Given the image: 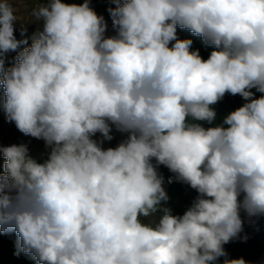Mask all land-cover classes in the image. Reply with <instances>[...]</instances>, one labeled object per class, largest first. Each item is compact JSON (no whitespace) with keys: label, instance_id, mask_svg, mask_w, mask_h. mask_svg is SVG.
Instances as JSON below:
<instances>
[{"label":"clouds","instance_id":"9594fccd","mask_svg":"<svg viewBox=\"0 0 264 264\" xmlns=\"http://www.w3.org/2000/svg\"><path fill=\"white\" fill-rule=\"evenodd\" d=\"M17 2L0 0V106L49 151L0 146V234L36 264H251L224 245L264 216V0H111L113 35L89 0H33L42 28L5 67L27 44ZM226 94L245 103L198 123ZM111 126L128 137L104 148ZM157 165L198 193L182 215Z\"/></svg>","mask_w":264,"mask_h":264},{"label":"rangeland","instance_id":"374dc122","mask_svg":"<svg viewBox=\"0 0 264 264\" xmlns=\"http://www.w3.org/2000/svg\"><path fill=\"white\" fill-rule=\"evenodd\" d=\"M43 2V0H41ZM63 3L69 4H82L84 0H62ZM90 7L96 11L98 15H102L108 24V31L106 35H113L112 22L107 11L108 8L115 7L111 0H89ZM36 6L33 0H19L15 4L18 9L17 15L20 20H17L14 24V35L18 41L27 40V44H21L15 52H8L5 54V67H10L13 63L15 55L21 51L24 47H29L32 43V36L38 30H41L42 23L37 22L30 18L31 8ZM26 29V32L22 35L21 29ZM177 36L179 39H191L193 41V50H199L202 58L207 59L210 52L213 49L211 46L205 45L202 38L199 36L191 37L188 30H182L177 28ZM3 96V89L0 88V98ZM233 95L226 94L225 97L217 104L212 106L216 112V120L220 119L221 114L224 111V105L229 102V99ZM214 121V122H215ZM208 124V122H198L204 127L215 126V123ZM112 130L110 135L113 139L110 141L104 140L103 147H115L119 143L127 139L128 134L118 131L115 126H111ZM95 140H103V137L97 133L94 137ZM26 145L29 150V155L37 159L38 162H43L47 158L49 149L45 147L43 140L33 138L31 136L21 133L15 126L14 122L10 123L7 121L5 113L3 112L2 106H0V146L10 145ZM4 159L0 155V171H3ZM155 164V161H153ZM156 170L159 175L164 178L163 187L169 197L165 206L169 207L173 214L182 215L184 211L191 206L192 202L197 198L198 193L192 189L188 184L177 181L175 174L172 173L166 166L157 165ZM172 182L169 183V179ZM0 264H36V261L23 252L18 251L17 247V236L15 232L0 234Z\"/></svg>","mask_w":264,"mask_h":264},{"label":"trees","instance_id":"16d2710c","mask_svg":"<svg viewBox=\"0 0 264 264\" xmlns=\"http://www.w3.org/2000/svg\"><path fill=\"white\" fill-rule=\"evenodd\" d=\"M190 36L195 38L196 35L190 32ZM252 91L257 98L261 95L255 89ZM243 103L245 101L239 95L232 96L229 102L224 105V111L220 119L214 122L215 125L221 124L229 113L242 106ZM241 217L244 223L243 231L239 234V238L224 245L228 258L237 259L242 257L246 261L251 262V264H264V216L252 218L250 221L242 212ZM223 259L221 258L218 264H223Z\"/></svg>","mask_w":264,"mask_h":264}]
</instances>
